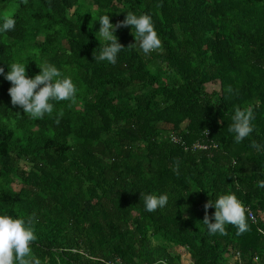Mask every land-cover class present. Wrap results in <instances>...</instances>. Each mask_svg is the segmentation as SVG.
<instances>
[{
    "label": "trees",
    "instance_id": "trees-1",
    "mask_svg": "<svg viewBox=\"0 0 264 264\" xmlns=\"http://www.w3.org/2000/svg\"><path fill=\"white\" fill-rule=\"evenodd\" d=\"M127 12L151 17L162 49L129 46L128 25L114 33L124 46L116 64L97 61L99 17L115 25ZM8 15L16 24L0 31V215L35 214L41 264H179L173 246L194 264H231L235 254L232 264H264V0H0V26ZM13 62L28 78L54 65L76 86L75 102L52 101L51 115L29 118L11 104ZM249 106L254 130L236 143L232 116ZM229 193L257 221L246 210L248 231L228 224L226 235H210L204 204ZM146 194L168 203L148 212Z\"/></svg>",
    "mask_w": 264,
    "mask_h": 264
},
{
    "label": "clouds",
    "instance_id": "clouds-1",
    "mask_svg": "<svg viewBox=\"0 0 264 264\" xmlns=\"http://www.w3.org/2000/svg\"><path fill=\"white\" fill-rule=\"evenodd\" d=\"M27 3V0H22ZM16 21L12 15L4 18L0 31H12L15 28ZM131 25L134 29L135 43L129 46L139 49L145 54L156 50H161V41L154 29L151 17L146 14L137 16L132 12H127L123 21H118L115 25L109 20V16L104 14L99 17L98 35L104 41L99 55L94 58L97 61H107L116 64L117 54L124 48L118 42L114 34L117 29ZM40 72L33 78L26 76L25 63L13 62L9 71L5 74V79L11 83L8 93L11 98V104L20 106L24 114L31 119L43 118L45 114L51 115L54 110L52 101H71L75 102L77 88L70 77L62 76L61 71L47 62L39 65ZM0 74H4V69L0 67ZM232 91L231 87L228 89ZM62 111L58 117L62 116ZM254 119L253 108L251 106L240 109L236 108L232 116V124L228 131L234 133L236 143L241 142L253 132L251 121ZM59 123V118L56 120ZM207 133V132H206ZM252 146L260 149V145L253 141ZM179 172V164L174 168ZM257 187L264 188V180L257 181ZM144 207L148 212H154L158 208H163L168 203V196L161 194H146L143 196ZM214 206L215 211L212 219L207 214V209ZM205 215L204 225L210 235L219 233L226 235L225 225H233L237 228V235H241L249 230L245 208L237 197L232 194L219 195L215 201L208 200L204 204ZM35 220V214L24 218H13L9 215H0V264H41L39 258L32 253L31 244L37 239L31 225ZM157 264H166V261L160 260Z\"/></svg>",
    "mask_w": 264,
    "mask_h": 264
},
{
    "label": "rangeland",
    "instance_id": "rangeland-1",
    "mask_svg": "<svg viewBox=\"0 0 264 264\" xmlns=\"http://www.w3.org/2000/svg\"><path fill=\"white\" fill-rule=\"evenodd\" d=\"M90 1L91 0H87V2H90ZM205 88L211 89L212 85L207 84V85H205ZM15 165L18 168H22V169L28 168V163L23 161V160L18 161ZM11 185H12L13 189H15V190L19 188V185L17 183H13ZM262 216L264 217V215H262ZM169 251L172 255H179L181 261L191 260L190 255L187 253V251L183 247L173 246L169 249ZM230 261H233V259H231Z\"/></svg>",
    "mask_w": 264,
    "mask_h": 264
},
{
    "label": "built area",
    "instance_id": "built-area-1",
    "mask_svg": "<svg viewBox=\"0 0 264 264\" xmlns=\"http://www.w3.org/2000/svg\"><path fill=\"white\" fill-rule=\"evenodd\" d=\"M172 139H174L175 140V137L174 136H172ZM246 210H248V217H249V219L252 221V222H256L257 221V217L249 210V209H247L246 208ZM235 258H237V254H235V255H233V256H231L230 258H229V262L232 264L233 262H234V260H235ZM231 259H233V261H230ZM254 260L255 261H257V257L255 256L254 257ZM112 264H119L118 262H114V263H112ZM179 264H194L191 260H187V261H181L180 260V263Z\"/></svg>",
    "mask_w": 264,
    "mask_h": 264
}]
</instances>
